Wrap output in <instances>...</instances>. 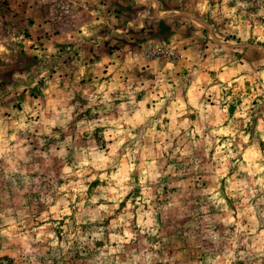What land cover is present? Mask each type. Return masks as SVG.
I'll return each mask as SVG.
<instances>
[{
  "label": "rangeland",
  "instance_id": "obj_1",
  "mask_svg": "<svg viewBox=\"0 0 264 264\" xmlns=\"http://www.w3.org/2000/svg\"><path fill=\"white\" fill-rule=\"evenodd\" d=\"M0 264H264V0H0Z\"/></svg>",
  "mask_w": 264,
  "mask_h": 264
}]
</instances>
